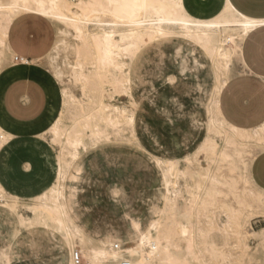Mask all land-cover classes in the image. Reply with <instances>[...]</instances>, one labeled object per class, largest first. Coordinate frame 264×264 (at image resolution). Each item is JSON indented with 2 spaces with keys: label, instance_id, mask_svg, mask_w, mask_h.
<instances>
[{
  "label": "rangeland",
  "instance_id": "obj_1",
  "mask_svg": "<svg viewBox=\"0 0 264 264\" xmlns=\"http://www.w3.org/2000/svg\"><path fill=\"white\" fill-rule=\"evenodd\" d=\"M183 1L187 11L197 18H209L215 15L222 6V0H187V3ZM48 22L54 29V42L59 40L60 43L37 63L45 67L59 84L62 97L61 108L53 124L45 132L31 139H23L0 115L1 131L6 135L16 134L18 137L12 141L14 143L10 146L11 148L6 146L0 152V180L9 191H15L22 197V200L18 199L15 194L8 192L0 181L4 190L3 197L0 198V207L13 216L18 211L32 217L33 214H29L27 209L34 208L37 205L35 198L55 183L54 174L49 172L43 164V159L49 160L55 168L56 163L60 161L65 171L64 180L60 183L67 200L71 192L78 191L79 187L82 188L81 191H84L87 186H95L100 191L99 188L104 189L114 185L123 192V197L120 199L121 205L119 204L117 209L112 210L110 205H104V209L107 210H105V218L93 214L84 203L83 207H87V211L84 212L81 209L82 215L78 219L89 233L96 232L99 237L116 230L118 233H113L111 236L119 237L124 241L125 246L131 245L132 243L127 238L135 236L133 225L135 223L141 225L139 219L134 217L142 218V231L146 229L150 221L166 217L163 213L166 210L165 191L164 187H161L160 172L154 166L155 157L142 148L135 136L134 127L132 132L124 124L117 129L102 125L101 129L104 134L100 136V140L99 137L97 140L94 139L90 130H85L82 135L84 146L78 148V155L73 159L69 153L72 152L71 149L60 150L59 147L64 136L74 127L81 129L84 124L82 116L99 110L102 101L105 103L109 101L134 113L140 104H148L162 110L174 120L184 121L206 130L208 97L214 83L208 59L199 48L193 47L182 38L173 37L154 41L148 43L146 47L144 45V48L140 47L139 52L137 51L138 53L136 52L129 60L131 89L127 92L119 91L113 94L112 86L107 84L103 85L102 93L101 90L93 87V83L88 85L76 79L74 74L78 71L76 64L80 60L77 57V51L91 54V58L84 64V69L87 72L93 71L92 44L88 41L85 46L65 24L50 20ZM60 31L61 34H59ZM88 31L90 33L95 31V27L90 26ZM2 55L4 59H9L6 53ZM239 67V63L233 58L232 69L237 71ZM4 76L0 74V88ZM109 95H112L111 99ZM134 101L136 104H133ZM56 122H58L62 136L55 142L51 138V128ZM84 147L85 150H83ZM222 147L223 143L218 139L217 151ZM263 150L264 143L250 141L245 145L244 157L252 160ZM97 157L99 161L96 162L97 166L94 168L93 164ZM212 158L213 153L207 152L198 156L191 154L188 159L184 158L181 161L173 160L172 181L176 187L171 190V196L174 202L175 218L185 222L184 214L195 207L200 199H207L205 191L210 190V182L206 176L215 174L223 184L219 183L216 186L219 193L215 195V205L211 207V211L216 216L215 229L208 232L217 248L228 257L227 261L219 264H264V227L256 223L260 220L259 218H264V202L252 210H243L245 226L242 236H237L231 231H223L219 227L224 218L223 211L238 209V205L228 190L231 179H237L239 190L249 185L245 184L241 178L243 172L240 164L236 170H231L232 166L228 163L213 162ZM201 176L206 178L201 179ZM72 211L73 209L70 214ZM198 218L200 226L208 230L210 225L203 212H199ZM9 221L10 219L6 222ZM32 226L26 225L25 228ZM40 227L43 228L42 225ZM26 234L25 229L22 228L20 233H17L16 241H21V239L24 241ZM12 236L9 232L8 244H12L13 249L9 251V258L3 259L4 262L8 260L9 264H44L41 261L22 257L24 250H21L20 245L14 249L16 245L13 240L16 239V233L12 232ZM10 237L14 238L13 242L10 241ZM179 247L178 254L185 256L184 245L180 244ZM76 250L79 249L76 248ZM44 258L46 259L45 255ZM45 264H54V262L46 259Z\"/></svg>",
  "mask_w": 264,
  "mask_h": 264
},
{
  "label": "bare ground",
  "instance_id": "obj_2",
  "mask_svg": "<svg viewBox=\"0 0 264 264\" xmlns=\"http://www.w3.org/2000/svg\"><path fill=\"white\" fill-rule=\"evenodd\" d=\"M21 14H34L65 24L85 46L89 41L94 50L93 71L87 72L84 69V64L91 58V54L77 51L80 60L76 64L78 71L74 73L75 77L88 85L93 83V87L99 91L103 90V85L110 84L113 94L131 89L129 60L140 47L144 48L148 43L179 37L204 53L214 83L208 97L206 136L193 154L198 156L212 152L213 162H226L232 166L231 170H236L240 164L243 172L240 177L249 187L239 190L237 179L233 178L231 182L227 180L230 182L229 193L238 209H225L219 227L225 232L231 231L237 236H242L245 226L243 210H252L264 202V191L259 189L251 178L250 166L253 159L244 157L245 145L248 142L264 143V122L250 130L228 124L219 112L218 98L230 78L242 69L245 70L241 45L250 32L264 26V20L247 18L236 12L228 2L217 16L199 19L185 11L182 0H0V74L17 65L16 55L7 42V36L13 19ZM90 26H94L95 31L90 33ZM61 33L60 31L59 34ZM59 43V40L55 41L51 49H55ZM3 53H6L9 59H4ZM233 58L240 65L237 71L232 69ZM21 62L28 63L25 59ZM104 96L103 94L102 97ZM109 98L111 99L112 95H109ZM133 104H136V101ZM82 118L84 124L81 129L74 127L70 133L67 132L59 147L60 150L71 149L72 152L69 153L72 159L78 155V148L84 146L82 135L85 130H90L91 136L96 140L98 137L100 140V136L104 134L102 125L117 129L124 124L133 132L135 113L109 101H102L99 110L87 113ZM51 134L55 142L62 136L58 122L52 126ZM12 138V134L6 135L0 129V151ZM218 139L223 143L219 151L216 149ZM154 162L163 178L166 203L163 213L166 217L150 221L144 231L140 224L135 223V236L127 238L131 245L125 246L123 240L111 235L105 236L103 240L93 241L78 227L68 213L71 208L68 207L64 188L60 183L65 177L60 161L56 163V182L49 190L37 196V205L27 211L34 215V224L39 223L43 227H49L51 224L50 227L64 238L72 253L71 264H76V254L82 255L81 262L84 261V264H119L122 259H128L131 264H219L227 261L228 257L217 248L208 232L215 229L216 216L211 207L215 205L214 197L219 193L216 186L222 182L215 174L206 176L210 182V190L205 191L207 199H200L195 207L189 209L183 216L184 222L176 219L174 214L171 196V190L176 187L172 181L173 160L155 157ZM204 177L201 176V179ZM3 192L0 184V198L3 197ZM199 212H203L210 225L208 230L200 226ZM26 216V213H19L20 226L33 224ZM40 229L42 228L36 230ZM113 240L118 242L112 243ZM180 244L184 245L185 256L178 254ZM77 247L79 250H76ZM3 259L4 255L0 253V264H9L8 260L4 262Z\"/></svg>",
  "mask_w": 264,
  "mask_h": 264
},
{
  "label": "crops",
  "instance_id": "obj_3",
  "mask_svg": "<svg viewBox=\"0 0 264 264\" xmlns=\"http://www.w3.org/2000/svg\"><path fill=\"white\" fill-rule=\"evenodd\" d=\"M226 2L236 12L247 18L264 20V0H234V2L233 0H222V6L215 15L199 19H210L217 16L225 7ZM182 5L185 11L192 16L187 11L183 0ZM48 21L38 15L21 14L13 19L8 30L7 42L18 62L15 67L3 73L5 76L0 88V115L23 139H31L45 132L53 124L61 108L62 98L59 84L45 67L37 63L51 51L54 44V29ZM262 29L264 26L257 27L245 37L241 45V57L245 70L242 69L240 73L230 78L218 98V108L223 119L228 124L245 130L257 128L264 122V31ZM23 59L28 63L21 62ZM134 132L138 142L148 154L163 160L175 161H181L193 154L206 136L202 128L174 120L162 110L148 104H140L136 110ZM12 135V140L6 145L9 148L14 143L12 141L18 138L16 134ZM41 156L43 157L42 154ZM98 161L97 157L93 164L94 168ZM122 162L125 161L122 160ZM43 164L49 172L54 174L56 182L55 165L44 159ZM154 166L160 172L155 162ZM250 174L254 184L264 191V150L254 157L250 166ZM1 183L8 192L15 194L18 199L22 198L17 192L9 191L2 181ZM160 183L163 188L161 172ZM51 186L43 191L46 192ZM94 187L87 186L84 191H81L82 188L79 187L78 191L71 192L67 201L69 208L73 209L71 214V210L68 213L74 218V222L93 241H98L118 231L113 230L99 237L96 232H87L78 219L82 215L81 209L86 212L88 207L96 216L105 218L104 205H110L112 210L117 209L119 204L121 205L120 199L123 197V192L114 185L104 188L105 190L99 188L101 192L98 191V187ZM84 203L87 207H83ZM19 213L13 216L0 207V253L4 255V258L7 256L6 259H8L9 251L13 249L12 244H8V234L10 232L12 236V232H15L16 239L13 238V240L10 237V241H14L16 245L14 249L20 245L21 250H24L22 257L41 261L44 264L46 259L53 261L54 264L72 263L71 250L67 247L64 238L50 227L51 224L49 227L36 230L41 228V224H34V215L26 216L32 220L33 226L25 228L26 226H20ZM134 218L139 219L143 225L141 217ZM9 219L11 222H6ZM22 228L25 229L27 237L24 241L23 239L16 241L17 233H20Z\"/></svg>",
  "mask_w": 264,
  "mask_h": 264
},
{
  "label": "built area",
  "instance_id": "obj_4",
  "mask_svg": "<svg viewBox=\"0 0 264 264\" xmlns=\"http://www.w3.org/2000/svg\"><path fill=\"white\" fill-rule=\"evenodd\" d=\"M259 219L260 220L257 221L256 223L258 225H262L264 227V218H259ZM116 247L117 246H115V248ZM74 260H75L76 264H79L82 261L81 256L79 254H76L75 255ZM119 264H131V262L128 259H122V260L119 261Z\"/></svg>",
  "mask_w": 264,
  "mask_h": 264
},
{
  "label": "snow or ice",
  "instance_id": "obj_5",
  "mask_svg": "<svg viewBox=\"0 0 264 264\" xmlns=\"http://www.w3.org/2000/svg\"><path fill=\"white\" fill-rule=\"evenodd\" d=\"M233 2H234V0H233ZM185 3H187V0H185ZM179 5H177V7H178ZM262 31H264V29H262Z\"/></svg>",
  "mask_w": 264,
  "mask_h": 264
}]
</instances>
